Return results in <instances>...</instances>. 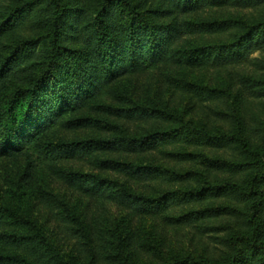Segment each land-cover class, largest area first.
I'll list each match as a JSON object with an SVG mask.
<instances>
[{
	"label": "trees",
	"instance_id": "trees-1",
	"mask_svg": "<svg viewBox=\"0 0 264 264\" xmlns=\"http://www.w3.org/2000/svg\"><path fill=\"white\" fill-rule=\"evenodd\" d=\"M241 66L251 73L235 91L184 71ZM138 74H147L140 95L128 84ZM167 88L189 99L174 107ZM156 153L162 162H143ZM2 163L24 190L0 199V264H264V0H0ZM185 163L209 171H180ZM74 193L125 208L122 229L88 221ZM135 216L225 221L223 250L142 261Z\"/></svg>",
	"mask_w": 264,
	"mask_h": 264
},
{
	"label": "rangeland",
	"instance_id": "rangeland-1",
	"mask_svg": "<svg viewBox=\"0 0 264 264\" xmlns=\"http://www.w3.org/2000/svg\"><path fill=\"white\" fill-rule=\"evenodd\" d=\"M241 10L238 8L233 9ZM257 55L256 53L254 56ZM251 65V64H250ZM186 76L193 81H200L202 83L209 84L213 87L225 86L232 91L237 87L239 77L241 75H247L251 73V68L246 66H241L238 68L227 67L221 70L215 69H184ZM160 72L155 73V78L152 80L150 88H152L151 94L155 97V92L162 91L161 83L158 80ZM147 74L136 75L128 79V84L132 86L131 90L133 94H143V89L146 84ZM160 79L162 77H159ZM185 97V98H184ZM183 98V99H182ZM189 99L188 96H180L177 90L167 88V92L163 98V101L170 103L174 107H182V100ZM180 108H177V110ZM198 108L194 107L193 101L187 105L186 111L189 112L194 118L200 119V115L197 113ZM133 128V127H132ZM185 151L197 153V148L186 147ZM201 152L206 154L208 157L229 159L230 154L224 150H210L208 148H202ZM144 158V157H143ZM145 163H160L162 158H160L159 153L149 154L143 159ZM9 163V162H8ZM164 164H169L164 163ZM193 168L189 163H185L184 167L179 168L180 171L192 168L208 172L207 165L202 164L197 165ZM210 168V167H209ZM219 171V170H217ZM220 172V171H219ZM18 176L16 170L7 165L6 163L0 164V199L7 198L8 202L15 198V194L18 192H23V187L20 186L18 181ZM54 188L58 192H65L66 188L55 182L53 184ZM29 193V190H26ZM69 196V194H68ZM73 202H76L79 212H81L88 221L92 219L101 225V223L111 224L112 227L117 226V229H122L124 225V220H127L128 211L112 202H103L101 200H96L88 198L85 196H79L78 193L72 194ZM33 206L32 213L39 220L46 230L58 231L59 226L55 221V218L51 216L49 210L46 207H41L35 204V201L29 200L25 202V206ZM16 202V201H15ZM130 222L132 223V232L134 235H139L140 232L145 234L142 236L144 239V247L140 250L139 257L142 261H159L162 259L169 258L175 254H184L188 252L199 253V254H211L212 256L219 255L223 250L222 236L225 234L224 226L225 221L218 222L216 224L198 223L192 226H173L164 222L162 218L143 216V217H131ZM127 223V222H126ZM128 224V223H127ZM213 226V227H211ZM62 231V230H61ZM62 237V235H61ZM64 249L72 253L73 241L63 237ZM94 248V243H91ZM75 253V252H74ZM83 256V255H82ZM92 264H107L100 257L91 260Z\"/></svg>",
	"mask_w": 264,
	"mask_h": 264
}]
</instances>
